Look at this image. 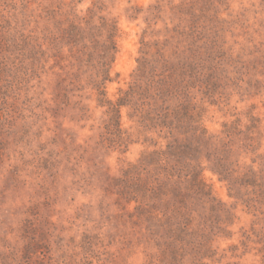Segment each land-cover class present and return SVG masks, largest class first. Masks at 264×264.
<instances>
[{"label": "rangeland", "instance_id": "374dc122", "mask_svg": "<svg viewBox=\"0 0 264 264\" xmlns=\"http://www.w3.org/2000/svg\"><path fill=\"white\" fill-rule=\"evenodd\" d=\"M72 1L0 0V264H169L132 218L126 178L147 156L154 171L168 141L127 108L118 132L87 78L63 68L54 36ZM173 5H193L207 26L210 50L188 91L201 128L218 151L232 146L235 175L264 169V0H75L79 15L95 8L117 24L108 98L134 83L145 51L151 59L175 25H187ZM202 156L216 203L234 215L205 263L262 264L264 216L250 207L264 206L259 190H231ZM188 206L204 205L191 197Z\"/></svg>", "mask_w": 264, "mask_h": 264}, {"label": "trees", "instance_id": "16d2710c", "mask_svg": "<svg viewBox=\"0 0 264 264\" xmlns=\"http://www.w3.org/2000/svg\"><path fill=\"white\" fill-rule=\"evenodd\" d=\"M74 2L70 3L71 9L65 13L63 22H58L59 35L54 36L55 47L62 50L57 56L66 62L63 68L70 70L75 79L87 78L98 105L107 108L110 126L118 132L123 131L122 110L127 108L130 118L138 117L141 126L149 127L148 130L159 129L161 137L168 141L165 150L155 152L160 159L154 171L145 168L155 161L147 156L140 166L133 167L136 176L131 175V170L126 173L131 180L128 201L136 203L132 218L144 225L147 241L158 251L155 253L160 262L208 264L205 261L215 260L217 253L214 242L228 235L234 215L231 209L216 203L203 178L202 155L206 154L211 170L228 182L231 190L239 186L256 187L261 205H264V169L254 171L249 167L244 174L235 175L239 170L232 167V146L218 151L214 147L216 137L208 136L194 114L195 105L188 91L201 79L200 69L210 50L202 14L193 5H173L171 11L175 15L180 13L189 18L187 25L184 28L180 23L175 25V35L157 43L151 59L147 57L149 52H144L134 83L121 91L114 102L108 98L106 88L112 82L111 71L118 52L117 24L98 15L95 8H90L86 16L79 15L72 6ZM52 15L53 19L57 16ZM65 48L67 54H63ZM144 171L147 175H143ZM191 197L204 206H188ZM250 207L264 216V206ZM256 243L261 245L258 251L264 264V232Z\"/></svg>", "mask_w": 264, "mask_h": 264}]
</instances>
